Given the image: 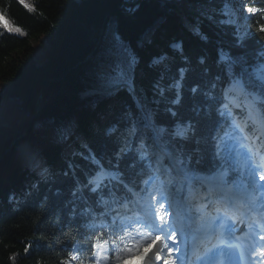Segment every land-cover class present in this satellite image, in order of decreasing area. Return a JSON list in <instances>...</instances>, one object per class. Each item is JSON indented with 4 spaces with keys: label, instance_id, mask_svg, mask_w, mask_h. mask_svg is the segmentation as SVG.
<instances>
[{
    "label": "trees",
    "instance_id": "obj_1",
    "mask_svg": "<svg viewBox=\"0 0 264 264\" xmlns=\"http://www.w3.org/2000/svg\"><path fill=\"white\" fill-rule=\"evenodd\" d=\"M179 1L184 0H143L128 11L123 0H25L32 5L28 8L20 0H0V154L24 132L39 98L40 111L21 138L30 140L54 166L14 205L31 172L13 150L0 158V264H66L76 243L79 262L87 264L95 238L121 239L116 218L109 216L114 213L110 198L130 194L123 181L141 188L151 170L146 160L139 159L138 145L131 144L137 138L132 126L141 117L136 103L122 96L101 121L98 114L106 106L104 96L85 94L104 86L101 75L116 77L124 71L125 79L138 83L157 125L169 131L177 122L186 126L194 112L197 118L204 117L211 103L213 119L225 121L221 137L229 118H219L216 108L226 101L223 88L235 76L264 100V82L257 77L264 66V32L260 31L264 0H248L258 11L249 17V29L241 39L227 0H186L199 35L177 14ZM4 21L13 26L11 32ZM112 27L128 50L125 56L108 46L106 37ZM175 44H181V49ZM220 49L237 62L229 57L221 61ZM128 53L138 58L130 73ZM180 69L185 70L183 99L174 106L170 101L175 89L169 85L180 79ZM54 78L60 80L50 81ZM157 85L165 89L163 97ZM196 86L198 91L190 93ZM206 92L216 102H209ZM263 100L259 104L264 111ZM168 108L178 115L173 117ZM94 121L99 123L96 128ZM80 133L86 134L88 149L82 146L80 154L62 158L60 141H75ZM208 134H213L210 129ZM197 147L203 150L205 145L186 144L188 151ZM120 148L131 151L121 153L117 165L115 153ZM100 163L114 168L117 178L106 179L94 193L89 179ZM200 167L209 171L207 157Z\"/></svg>",
    "mask_w": 264,
    "mask_h": 264
},
{
    "label": "snow or ice",
    "instance_id": "obj_2",
    "mask_svg": "<svg viewBox=\"0 0 264 264\" xmlns=\"http://www.w3.org/2000/svg\"><path fill=\"white\" fill-rule=\"evenodd\" d=\"M20 3L26 8L29 7L25 3V0H20ZM128 11H133V9H128ZM248 11L251 12L252 9L249 8ZM0 20H3L2 16H0ZM3 26L9 32L13 30V26L7 21L3 22ZM16 31L20 32L21 29L16 27ZM260 31L264 32V26L260 28ZM196 34L199 35V29L196 30ZM113 39L117 44L121 43L118 32L113 33ZM202 39H207V37H202ZM173 47L181 49V44H175ZM127 51L125 48L124 52L127 53ZM128 56L127 67L130 73L137 64L138 58L131 53H128ZM225 59L227 57L221 53L220 60L223 61ZM159 62L160 60H154V63ZM200 62L203 63V60ZM179 71L180 79L169 85L170 88L175 89V98L170 101L174 106H180L183 99L182 82L185 78V70L180 69ZM228 74L230 76L233 74L231 67L228 69ZM122 82L127 83L128 87H132L130 81L125 80L124 71H119L116 77L110 81L113 86H119ZM157 87L159 88V96L163 97L165 89L158 85ZM212 87L215 88V84ZM261 87L264 88V84ZM197 91L198 86L190 88V93L194 94ZM204 95L209 102H216V97L210 92H206ZM156 103H159V101H156ZM137 107L141 113V117L134 122L132 127L133 132L139 133L140 135L138 147L141 151L139 153V159L145 161L149 155V150H151L155 161L154 168L153 160H147L146 167L154 174L150 175L149 179L144 181L145 185L153 187L154 190L148 191L145 188L144 191L147 193L150 201H156L158 207L152 205V214L148 217L145 224L159 234L151 235V239L146 243H134L131 246H126L118 250L115 255L116 264H127V261L133 258H138L141 264H145V262L152 264V261L149 259L150 252L155 260L161 261V264H178L179 254L181 253L180 246L184 242L178 237L179 230L174 229L170 223L173 214L172 206L173 204L181 202L182 198L186 205H190L192 203L193 193L199 195L202 203L196 209L187 207L186 211L189 214L194 210L203 211L210 205L217 214L204 224V234L209 238L217 240V243L213 244L207 250V264H224L225 259L228 261V264H233L237 257L243 260L244 250L240 243L232 242L234 231L231 226V217L234 212L239 210L240 206V196L235 190L241 187V182L230 179L229 170L225 167L230 150L229 152H225L224 140L219 134V130L224 126L225 121L223 119H213L211 103H209V112L204 117L197 118L199 114L194 112L193 117L189 118L186 126H182L177 122L174 125V130L169 131L165 126L157 125L151 110L146 109L139 102H137ZM227 107V104H221L216 108V114L219 118H225L231 115L230 112L224 110ZM167 111L173 117L178 115V112L173 108H168ZM209 129L213 134H208ZM177 140L180 141L179 144L176 142ZM187 143H195L196 145L204 144L205 148L201 150L197 147L192 151H188L186 149ZM126 151L130 152L131 149L120 148L115 153L117 165L121 153ZM206 157L209 166L207 173L201 171L200 167L205 164ZM93 159L95 162L94 153ZM165 161H167V164L164 163ZM232 170L236 171L237 169L233 168ZM160 175H163L164 179L160 180V186L156 188L153 182L158 180ZM257 182H264V172L257 174L254 170L250 171L248 173V185L245 187H252ZM97 188H99V185L92 188L91 191L95 193ZM185 192L187 196H184ZM248 210L255 211L264 216V203L255 209L249 208ZM256 223H260V221H256ZM261 229L264 231V224L261 225ZM259 239L264 240V235H260ZM162 240L165 241L163 247L167 250L166 257L161 255L159 248V243ZM108 243L109 241L107 240L102 241L98 237L95 238L93 246L97 249V264H100L101 259H108L103 254L104 247ZM260 255L264 256V248L260 249ZM72 259H76V257L73 256Z\"/></svg>",
    "mask_w": 264,
    "mask_h": 264
},
{
    "label": "rangeland",
    "instance_id": "obj_3",
    "mask_svg": "<svg viewBox=\"0 0 264 264\" xmlns=\"http://www.w3.org/2000/svg\"><path fill=\"white\" fill-rule=\"evenodd\" d=\"M228 2V6L232 8V12H233V15H235L236 17V14L234 12V8L232 7V5L234 3L237 2V0H227ZM236 19V18H235ZM239 21H241V19H243L242 17L238 18ZM240 27L242 28V30H244V28L241 26L240 24ZM243 32V31H242ZM113 33H114V29L113 27L111 28V30L109 31L106 39H107V43H108V46L111 47L116 53H120L122 54L123 56L126 55V53L124 52V46L120 43V44H117L116 41L113 39ZM257 77L260 81H263L264 82V66H262L259 70V72L257 73ZM114 78V77H108V76H102L101 75V79H102V82L104 84V89L106 88H109V87H112L113 85H111L110 81L111 79ZM239 81V82H238ZM235 82V85L234 86H230L227 90H225V95H227L228 97V91L230 90H236L239 94H244V86H242V78H237L234 80ZM255 97H257V95H255ZM230 100H233V98L229 97L228 98V102L226 103L227 105L230 104ZM254 107L255 109L252 110V107ZM256 106V103L255 102H250L248 98H246V102L245 104H243V107H245V110H246V117L247 118H251V123L254 124V128L255 130H260L263 131L264 130V126H263V118H260V115H261V110H259ZM229 125L231 127V130L236 127H239V129L241 128V126L244 125V123L234 117L231 119V121L229 122ZM183 126V125H182ZM111 129V128H110ZM132 131H133V127H132ZM241 131V134L242 135H245V130L242 128L240 129ZM139 134V133H137ZM231 135V134H230ZM235 137V136H233ZM224 140V149H225V152H229V156L233 154H237L239 152V149L237 148V144L235 143L236 141L234 140V138H231V136H229V134H226L225 138H223ZM12 141V140H11ZM10 143V142H9ZM140 143V139H134L132 140L131 144H135V145H139ZM9 145V144H8ZM8 148V146L6 147ZM16 148V144L14 145L13 147V150ZM228 156V157H229ZM227 157V158H228ZM234 165V164H233ZM235 168V166H234ZM244 168V165L240 164V166H238V172H241V170H243ZM247 175L248 174H243V176H241V178L239 179V181H241L242 184H248V181H246L245 179L247 178ZM101 177H105V175H102L101 174ZM91 182H95L93 183V187H96L98 185V180L95 178V179H91ZM158 187L160 186V182L159 184L157 185ZM186 193V192H185ZM184 193V194H185ZM174 205V204H173ZM158 207V205H156ZM197 217V216H196ZM200 219L198 220V223H199ZM123 225H124V232H125V237H124V240L122 242L121 245L119 244H114V245H105L104 247V250H103V254L105 256L108 257L107 260H103L101 259L100 260V264H116V262H114L113 259H111V254L113 253V256L115 258V255H116V252L126 246H131L133 245L134 243H141L143 240L146 239V236L144 234V232L146 233L147 231H150V232H153L152 229H148L146 228L144 231H141V229L139 231H137V229L139 228L138 225H135L133 227V230L130 231V228L131 227V224H127L125 220H123ZM145 226V225H143ZM147 227V226H146ZM135 232V233H134ZM95 254L93 256V261L90 262L89 264H97V256H96V252H97V249H95ZM160 250H161V255H163V248L162 246L160 247ZM75 256V255H74ZM76 257V256H75ZM75 259H72V257L70 258V260H67L66 261V264H75ZM152 264H157V260H155V258L153 257L152 258ZM135 259H131V261L129 262V264H135Z\"/></svg>",
    "mask_w": 264,
    "mask_h": 264
},
{
    "label": "water",
    "instance_id": "obj_4",
    "mask_svg": "<svg viewBox=\"0 0 264 264\" xmlns=\"http://www.w3.org/2000/svg\"><path fill=\"white\" fill-rule=\"evenodd\" d=\"M143 0H123L122 2V5H127L130 9H135L137 7H139V5L141 4ZM100 42V41H99ZM96 48L92 51V53H95L96 52ZM85 60L81 61L80 63H84ZM75 67H73L72 69H74ZM55 80H60V78H54V79H51L50 81H55ZM40 96H41V93H40ZM39 96V97H40ZM35 107H36V113L35 115H33L29 120L28 122L26 123V126H25V130L24 132L18 136V137H15V139H13L12 143H14V141H16V139L24 136L25 134H27L29 128H30V125L32 123V121L35 119V117L38 115L39 111H40V105H39V98L36 100L35 102ZM18 142V141H17ZM9 147V145H7ZM9 148H5L4 151L0 154V158L5 154V152L8 150Z\"/></svg>",
    "mask_w": 264,
    "mask_h": 264
},
{
    "label": "bare ground",
    "instance_id": "obj_5",
    "mask_svg": "<svg viewBox=\"0 0 264 264\" xmlns=\"http://www.w3.org/2000/svg\"><path fill=\"white\" fill-rule=\"evenodd\" d=\"M12 150H13V149H12ZM12 150H11V151H12ZM13 151H14V150H13ZM8 153H9V152H8ZM25 184L27 185V182H26V181H25ZM194 224H195V223H194ZM195 226H196V224H195Z\"/></svg>",
    "mask_w": 264,
    "mask_h": 264
}]
</instances>
